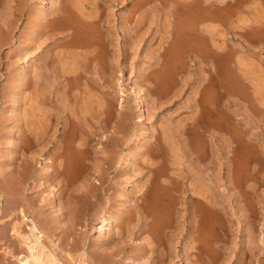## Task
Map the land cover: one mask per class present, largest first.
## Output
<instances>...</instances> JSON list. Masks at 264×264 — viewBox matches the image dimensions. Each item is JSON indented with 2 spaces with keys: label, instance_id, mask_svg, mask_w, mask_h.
Listing matches in <instances>:
<instances>
[{
  "label": "rangeland",
  "instance_id": "rangeland-1",
  "mask_svg": "<svg viewBox=\"0 0 264 264\" xmlns=\"http://www.w3.org/2000/svg\"><path fill=\"white\" fill-rule=\"evenodd\" d=\"M46 1L48 3H46ZM51 1L52 0H0V28L3 25L2 27L5 29L7 23L12 24V36L10 38L12 40L9 39L8 41H4L0 45L1 172H4L6 169V160L4 159V154L7 153L8 149L10 148L4 139L6 137L8 139L11 138L8 137V135L10 131L14 129L13 123L9 120L7 121V116L4 115L6 111L11 112L13 107V99L11 97L12 91L14 90L12 86V76H15L16 73L18 75L24 65L23 61L26 62V60L29 59L27 65V72H29V86H27L26 89L28 92L31 90V93L33 94L34 88H31L33 87V76L32 74L30 75V71L34 69V66L31 62H37V59L41 54H35V52H33L35 51V35L32 34H35V32L33 31L32 23L37 20L36 14H39L41 12L40 10H42L41 13H43L45 7L49 6L50 8L52 5L55 6L58 2L57 0H53L54 2ZM69 1H71L73 4ZM74 2L76 3V0H68V3L72 4L73 6L76 5ZM100 2V6L97 8L100 14L98 12L96 13L100 17H97L98 22H100L97 28L100 26L99 29L101 30L99 31L98 29L97 31L96 27L92 28V26H90L92 29H90L89 26L88 29L91 32H93L92 30H94V32L97 31V35L101 36L100 39L103 37L101 39L103 45L99 44V42L95 45H97V48H100V51L98 52H101L104 55L101 53V55L95 54L97 58L99 57L98 60L100 63L95 62L89 71H80V73L81 79L85 80L88 78V81H90L89 83L91 84L92 82L94 84L91 85L92 88L89 86V91L91 93L94 91L96 98L94 95L93 96L95 100L97 101L98 99L100 103H104V109L102 108V112L103 110H105V112L107 111L106 113L103 112L102 117H104V121L111 120L109 121L107 127H103L104 122L101 123V121H99L100 118H102L100 113L95 112L92 117L87 119L86 125L90 124V129L93 131L97 130L96 139L103 140L106 135H113V139L114 141H117V144L113 143L108 145L107 142H98V140H96L93 141V146L91 145L92 142H90L89 147H91V149H97L100 151L105 150L106 148H112L111 153L113 154L114 162L111 164L109 171H111L110 176L114 174L115 180L117 181H120L124 178H130L132 180L141 179V177H138L136 173V176L131 173L132 168L139 169V167H142V165L144 167L148 166V163L145 161L146 153H143V150L140 151L141 142L143 141L141 139L145 136H149L152 148L155 149V151H160L162 153L161 156H153V158L150 160L154 161L157 158L158 162H155L159 163L158 165H160L159 167L161 170H163V172H165L164 170L166 165L169 166V168L175 167V171L177 173L186 172L185 174L180 173L182 175V177L180 176L179 178L180 181L182 179L183 181L185 180V176L188 173L187 166L189 163L193 165L197 163L195 165V172H197V168L201 167L199 166L201 163L198 159H196L197 156L199 157L204 151H206L208 155H214L213 157L209 156L211 157L209 158L210 162H212L209 163V170H211L210 173L212 175L210 173L209 175L210 177L212 176L211 179H214L211 180V182L214 183L212 184L214 185L213 187L215 189H219V192L217 190L218 195L222 197L224 203L227 201V204L223 205L228 206L227 208L229 211L226 206L224 207V211L223 209L222 211L219 209V213L223 214L221 217L219 216V213L216 214L215 211L213 212V210H209L210 207L208 206L210 205H206L207 199L203 197L195 198L193 200V206H196L194 207V210H196V212L199 211L198 213H200V215H207V224L204 226L208 225L209 227H206L209 229L202 230L206 232V236H203L204 233L200 235L198 232L195 233L197 237L195 244L196 246L197 244L199 245L197 248H195L197 251L195 249L191 250L193 255L191 254L192 261L189 263L181 255V243L183 241L181 232L179 230L180 225L173 221V225H177V227H175L177 228L175 231L178 233L175 235L167 234L164 236L166 239V255L164 259L168 264H200V259L197 256L200 255L199 253H203V251H205L200 255V257L203 256V260H206L208 264H264V0H112V3L108 2V0H100ZM109 3L112 4L111 15L109 14ZM72 5L70 7L73 9L76 8ZM156 9L158 10L156 11ZM38 11L40 12L37 13ZM156 12L160 13V15L158 16ZM175 13L178 15H175ZM126 15H128V17ZM109 19H112L111 25L108 24ZM107 26H111L112 31L109 40H107V33H109V28H107ZM48 29H50L51 32ZM171 29L174 32H171ZM47 30L49 31V34L46 33V36L44 34L42 37V41L44 40V42H42V46L44 48L50 47L53 43V38L59 33L62 31H69L67 29L52 30L50 26L47 28ZM169 30L171 34H174L171 35ZM47 38L50 39L48 40ZM99 48L97 50H99ZM59 49L60 48L56 50ZM54 50L55 48H53L52 51L55 52L56 50ZM57 52L58 51L55 53ZM160 53L164 54L163 58L159 57L160 61L164 59L162 62L163 66L161 65L162 67L159 63H156L155 65V58L151 57L154 56V54ZM56 55L58 56V54H46L49 63ZM102 63H106V68H104L105 66H103ZM159 67L161 68L159 69ZM48 68H50V66H48ZM142 69H144V71ZM49 70L50 69H47V73L49 75V79L52 81L53 73L49 74ZM141 73H147L148 75L145 74L144 76H149V78L146 77L147 79H144L143 76L140 77ZM66 76L68 77V80L71 81L65 79L64 82L66 81L68 88L70 87L73 89V91L71 89L72 92H74V90L78 92L80 88L83 87V83L81 79L77 77L76 73H66ZM78 78L79 80H77ZM51 81L49 82L50 85L47 84L48 89L45 88L47 91L51 90L52 88V93L50 95L51 99L47 98L48 101H44V105L47 103V109L45 107L46 112L49 111V109H52L54 102V87L51 84ZM206 84L208 87L205 86ZM15 85L18 84L16 83ZM134 85L137 86L139 92H141L139 93V96L141 99H143L142 107L146 112V123L136 122L138 119V110H136L138 107V96L131 90V87ZM46 94L48 97V92H46ZM21 98L23 101L25 100L23 97H20L21 102H23ZM122 98L124 99L123 102H121ZM190 98L196 101L193 107L189 106L191 100ZM221 110L224 111L226 119V125H224L223 130H220L219 128V116L221 118L222 114ZM174 111L175 113H173ZM50 115L48 119L40 126L41 129L38 130L39 134H42L41 136H50L51 132L53 131L50 129L53 128V122H55L56 116L54 115L53 117V115ZM181 119L182 123L180 122ZM176 121L177 124L175 123ZM46 122H48V125H45ZM173 122L175 126H172L174 125ZM28 125L24 128L26 131H23V136L26 139H24V142L21 145L22 148H20L22 150L24 148V155L29 154V156L31 155L33 157H38L39 160L42 156L40 151L42 149L47 151L45 154H43V157H45L48 153V149H50V146L47 143L42 145L41 143H35L34 141L32 142L31 140L34 138L36 132L31 130L33 129L32 124L29 126ZM147 125L150 127L148 128ZM26 127H30L29 130L26 129ZM87 127L88 126H84L86 131H88ZM42 128H45L47 131ZM168 128L171 129V132ZM184 128H187V131ZM41 130L43 131L41 132ZM33 131L34 134L32 133ZM79 133L82 136L84 135L83 132ZM222 135L225 137L224 139L226 144H223L220 140ZM26 136H28V138ZM99 136L101 137L100 139ZM26 140L30 142L28 143ZM160 140L162 142H160ZM26 142L30 145H27ZM23 144L27 146L25 147ZM171 144H176L177 146L175 145V147H173ZM162 147L164 148L163 150ZM176 149H179V153L177 151V153H172V151H175ZM191 152L193 153L189 155ZM174 154H177V156H174ZM147 155L149 154L147 153ZM179 156L181 157L179 158ZM23 158L26 164L29 163L26 159V156ZM223 158L226 159L224 160ZM138 161L139 164L137 166ZM179 161H181V163ZM185 161H188V163ZM177 162L180 163L178 164L179 166L177 165ZM182 162L184 164L187 163V165H183ZM88 163L89 165L91 164L90 162ZM212 164L214 166L213 170ZM215 164L218 167H216ZM161 175H165L166 179H170L167 174ZM230 175L232 176V180H230V182L234 181L237 184L236 188H234L235 190L233 189L232 191L229 189V179H231L229 178ZM103 176H108L106 177L107 180L104 179L108 181L110 177L109 174L105 172ZM25 183L20 184L22 190H25L29 187L28 184ZM200 185L201 184L198 186ZM201 187L203 186L201 185ZM198 188L201 189L200 187ZM237 188L240 189L238 190ZM33 190L36 195H41V198L45 199L46 204H44L42 208L39 206L41 204L40 201L38 202L39 204L31 206L29 204L30 196L27 193L25 195L19 196V203H24L23 206L28 217L37 219L41 217V211L43 209H47V214L50 216V218L56 220L61 225L63 224L62 229H58L54 237L44 238V242L48 244L57 255L60 256L61 253L59 250L54 249L55 243L58 245H63V253L66 254L69 259L72 258L70 260L75 262L78 254L84 251V248H87V246L93 241L97 242L100 240L99 235L101 232L99 227L103 223L102 220L105 219L108 221L110 219V212L107 211L106 208L108 206V201L103 196H100L102 210L98 211L96 214V219H93L88 227H85L82 223L79 225L82 227L79 229V232H81L80 240L84 242V239L86 238H84V234L86 229H89H87V231H89L86 240L88 241L87 244L82 246V241L79 240L80 245L77 248H71L68 244H65L68 242H64V240L60 238V235L63 233V231L68 229L67 227L69 226V217L67 210L65 209V203L63 204L62 199L58 197V192H60L59 186L55 185V188H53V186L44 187L43 184L40 183L35 185ZM28 192H30V190ZM31 192L33 194V191ZM159 192L160 191L158 190L157 194L165 193L164 190L160 193ZM224 193L225 196L223 195ZM156 196L153 199L151 198V203L158 201ZM238 196L241 199L240 201L243 203L240 201L237 202L236 198L238 199ZM242 198L244 199L242 200ZM155 199L157 201H154ZM2 200L3 197L0 198V233H2L0 234L1 264L5 260L4 255L6 254V251H14L13 249L15 248V245L11 242V239L15 237V235L12 236L10 233V230L12 231V225H14V223L20 222L23 225L21 215L15 216L17 218H11V223L9 225L6 224L9 228V234H7V237H4V220L6 219L7 215L3 213L5 210V202ZM169 200L170 199H168V197L165 195L162 198L163 202L161 201V208L164 210L165 216L167 215L166 217H170V213L172 211L168 204ZM200 201L204 202L201 203ZM121 203L122 202L117 201V207L121 205ZM163 203H165V206ZM132 204L133 205L131 206H133V208L131 207L130 210L135 212V204ZM175 205H179L180 207L183 205V203L178 199L175 201ZM198 205H201L202 207H199ZM203 207L206 208L203 209ZM241 207H243V209ZM84 209L86 210V208H83V210ZM168 210L171 211L169 212ZM203 210L206 212V214ZM63 211V217H61L60 214ZM213 213L215 214L214 217L212 215ZM2 215H5V217ZM208 215H211L212 218ZM167 219L168 218H166V222L168 224L169 220L167 221ZM136 221L137 220L135 219L132 222H129L128 228H126L129 236L135 234L136 232ZM248 221L251 222L250 226ZM131 227H133V229ZM164 229L167 231L170 230L171 227L169 229L168 227ZM82 232H84V234ZM145 234L148 235L147 232L139 234L138 239L142 240V238L146 236ZM199 236H203L201 238L202 240H205L206 238L211 239V241H209L207 244V250H204L205 248H203V244L206 243H204L202 240V242H200ZM6 238L10 240H6ZM130 240L132 243L130 241L127 243L128 251L126 254V259H129L131 263L132 260L139 257V254H136V252L131 250L132 247L136 245L134 242L135 239ZM172 253L175 255L172 256ZM7 255L6 256L9 257V260L13 261L14 264L16 262L18 263V260L15 261L16 258L12 255V253ZM194 255H196V257H194ZM70 260H68V263H73ZM145 262L147 263V261Z\"/></svg>",
  "mask_w": 264,
  "mask_h": 264
},
{
  "label": "bare ground",
  "instance_id": "bare-ground-1",
  "mask_svg": "<svg viewBox=\"0 0 264 264\" xmlns=\"http://www.w3.org/2000/svg\"><path fill=\"white\" fill-rule=\"evenodd\" d=\"M54 1H56V0H54ZM57 1L58 2L55 6L50 5L51 6L50 8H49V6L45 7V9L43 10V13H41L42 10H40L41 12L38 11L37 13H39V12L40 13L36 14L37 20H35V22L32 21V22H34V23H32V25H33L32 28H33V31L35 32V34H32V35H35L34 36L35 37V44H34L35 47L32 46L35 48V51H33V52H35V54H41L38 57L37 62H34V61L31 62L32 65L34 66V69H32L30 71V75L32 74V76H33L32 77V79H33L32 80L33 81L32 86L33 87H31V88H34L33 94L31 93L32 92L31 90H29V92H28L26 89L27 86H29L28 85L29 84V82H28L29 81L28 80L29 79V76H28L29 72H27L28 71L27 65L29 62L28 61L29 59H28V60H26V62L23 61L24 65H23L22 69L20 70V73L18 75L16 73L15 74L16 77L12 76V78H13V85L12 86H13L14 90L12 91V94H11V97L13 99V102L12 101L11 102L13 103V105H12L13 107L11 109L12 110L11 112L6 111L4 114L7 116V121L8 120L11 121L13 123V127H14V129L11 128L12 131H10V133L8 135V137H11V138L8 139L6 137L4 139V140H6V143L8 144V147H10V148L8 149L7 153L4 154V159L6 160V166H5L6 169L5 170L3 169L4 172L0 171V198L3 197L2 201L5 202V210L3 209L4 210L3 213L5 215H7L6 219L4 220V222H5V226L3 229L4 230L3 231L4 237H7V234H9V228L7 227V225H9L11 223V220H12L11 218H13L17 215L18 216L21 215L23 225L21 224V222L20 223H14V225L11 224L12 225V231L10 230V233L12 236L15 235V237L13 238L14 240L11 239V242L15 245V248L13 249L14 251H6V254L4 255L5 260L2 262V264H14V262L9 260V257H7V256H9V255H7L9 253H12V255L16 258L15 261L18 260V263L16 262L15 264H69L68 260L72 259V258L69 259L67 257V255L63 253V250H64L63 245H58L55 243L54 249L59 250V252L61 253V255L59 256L49 247L48 244H46L44 242V238L54 237L56 231L58 229H62L63 224L61 225L56 220H53L52 218H50V216L47 214L48 213L47 209H43L40 213L41 217H39L37 219H35L33 217L32 218L28 217V215L26 214V211L24 209V206H23L24 203H19V196L25 195L27 193L30 196L29 204L31 206H34L35 204H39L38 202L40 201L41 204L39 206L42 208L44 206V204H46V201H45V199L41 198V195H36V193H34V190H33L34 186L37 184H40V183H42L44 187H52L53 186V188H55V185H58L60 188V192H58L59 193L58 197L60 199H62L63 204L65 203V209L67 210V214L69 217V220H68L69 226L67 225L68 229H65L63 231V233L60 235V238H62L64 240V242H68L65 244H68L71 248L72 247L77 248L80 245L79 240L81 237V232H79V229H81L82 227L79 225H81V223H82L85 227H88L90 225V223L92 222V220L96 219V214L98 213V211L102 210V206L100 204V196H103L108 201L107 202L108 206L106 208H107V211L110 212L109 213L110 219L108 221H106L105 219L102 220L103 223L99 227V230L101 232L99 235L100 240L97 242H94L92 240L93 242L91 241L92 243L89 244L87 246V248H84V251H82L81 253L78 254L77 259H75L76 260L75 262H73V260H70L73 262V263L70 262V264H125V263L126 264L127 263H129V264H168V263H166L167 261L164 259L165 255H166V251H165V246H166L165 240L166 239L164 238V236L167 234L175 235L178 233L175 231V229H177V228H175V227H177V225L174 226L173 221H175L176 223H178L180 225L179 230L181 232L182 241H183L181 243V246H182V251H181L182 254L181 255L190 263L192 261L191 250L197 248V246L199 245V244H197V246H196V244H195V242L197 240L195 233L198 232L199 235L204 233L203 234V236H204L206 232H204L202 230H208L209 229V228L207 229V227H209L208 225H206L207 227L204 226L205 224H207L206 223L208 220L206 217L207 215L206 216L200 215V213H198L199 211L196 212V210H194V207H196V206L195 205L193 206V202H194L193 200L197 197H200V198L203 197V198L207 199V202L204 200L206 202V205L209 204L210 205V206H208V207H210L209 210H213V212L215 211L216 214L220 212L219 209H221V211L223 209V211H224V207L226 205L224 206L223 204H227L226 203L227 201L224 203V201L222 200V197L220 195H218L219 189H215L213 187L214 185H212V184H214V183L211 182V180H214V179H211L212 176L210 177V175H209V173L211 171V170H209L210 169L209 163H212V162H210L209 158L213 157L214 155L213 156H212V154L208 155V153L206 151H204L203 153H201V155L199 157L197 156L198 158L196 157V159H198L199 162L201 163V165H199L201 167L197 168V172H195L196 171L195 165L197 163L195 165L189 163L187 166L188 167V171H187L188 173L185 176V180L183 181V179H182L180 181L179 178H180V176L182 177V175L180 173H182V172L177 173L175 171V167L169 168V166L166 165L165 170H164L165 172H163V170H161V168L159 167L160 165H158L159 163H157L158 162L157 158L154 161L150 160L151 158H153V156H161L162 153L160 151H158V152L155 151V149L152 148V144L150 142L151 140L149 139V136H145L141 139L143 141L142 142L140 141L141 142V147H140L141 150L140 151L143 150V153H146L147 158L145 157V161L148 163V166L144 167L142 165V167H139V169L132 168V173H131L134 175L136 173V175L138 177L140 176L141 179H138V180L133 179L132 180L130 178H127V179L124 178L120 181L119 180L117 181V180H115L114 174L112 176H110V174H111L110 173L111 171H109L110 166L114 162L113 154L111 153L112 148L111 149L106 148L105 150H102V151L97 150V149H91V147H89V143L92 142L91 145L93 146V141L98 140V139H96V137H97L96 131L97 130L93 131L92 129H90L91 126L88 123H87L88 125H86L87 119L89 117H92L95 112L100 113V115L102 117L103 112L106 113L107 111L105 112V110H103V112H102V108L104 109V103L103 104H102V102L100 103L98 101V99H97V101H98L97 102L95 100L96 96H95L94 91H93V93H91L89 91L90 90L89 88L91 87V85L93 83L91 82V84H90L89 83L90 81H88L89 80L88 78L85 79L86 81L81 79V73H80V71L81 72L82 71H89V69L91 68V66L95 62L96 63L99 62V60H98L99 57L97 58V56L95 54H100L101 52L100 53L98 52V51H100V48L98 47L99 50H97L98 48H97V45H95V44H97L98 42H99V44H102L101 39L103 37L100 39L101 36L97 35V33H96L100 27L99 26L97 28V26L99 25L100 22H98L97 17H99V15L96 12L99 13L97 8L100 6L101 2H100V0H76V3L74 2V4H76V5L73 6L72 5L73 3L71 1H69V2H71L72 4L68 3V0H57ZM108 2L112 3V0H108ZM46 3H48V2L46 1ZM110 3L108 6H109V14L111 15L112 14V9H111L112 4H110ZM53 4H55V3H53ZM71 5L73 7H76V8L73 9L72 7H70ZM88 8H89V10H88ZM157 10L158 9H156V11ZM173 13H174V11H173ZM176 13H178V12H176ZM176 13H175V15H178ZM157 14H158V16L160 15V13H157ZM126 16L128 17V15H126ZM124 18H126V17H124ZM100 21H101V19H100ZM171 21H172V19H171ZM108 24L109 25L112 24V19H109ZM11 25H12L11 23L6 24L7 30L5 27H4L5 29H3V27H2L3 25L1 26V28H0V45L2 44V42L8 41L11 38V36H12V26ZM49 26L52 28V30L53 29H67L69 31L68 32L62 31L58 35L56 34L57 36L53 38L54 39L53 43L50 42V43H52V45L50 47L44 48L42 46V42H44V40L42 41V37L44 34L46 36V33H48L50 31V29H48L49 31L47 30V28H49ZM88 26H89V28H90V26H92V28L96 27L97 31L94 32V30H92L95 34L91 31H89ZM86 27H87V29H86ZM92 28H90V29H92ZM107 28H109L108 29L109 33H107V40H109L111 37L110 35L112 34L111 26L110 27L107 26ZM172 29H174V28H172ZM172 29H171V32H174V31H172ZM100 30L101 29H99V31ZM103 32H102V34H103ZM169 32H170V30H169ZM171 32H170V34H171ZM173 34H171V35H173ZM52 36H54V35H52ZM47 39L49 40L50 38H47ZM10 40H12V39H10ZM14 40H15V38H14ZM29 45H30V43H29ZM106 46H108V45H106ZM56 47H58L60 49L56 50V49H58ZM53 48H55V50L58 52L55 53L56 52L55 50H54L55 52H53L52 51ZM46 54H48V55L58 54V56L57 55H56L57 57L54 56L52 61L49 63V60H47ZM79 54H82V55H79ZM101 54H103V53H101ZM163 56H164V54L160 53V54H154V56H151V57L155 58V60H154V61H156L155 65H156V63H159L161 66L164 59L160 61L159 57L163 58ZM48 59H50V58H48ZM48 66H50V68H48ZM103 66H105L104 68H106V63H104ZM161 67H159V69ZM47 69H50L49 70L50 72L48 71L49 74L53 73L52 81L49 79ZM142 70L144 71V69H142ZM142 70H140V71H142ZM160 71L163 72L162 70H160ZM70 72L76 73L77 77H79L83 83V84L81 83L83 85V87L80 88V90L78 92L75 90H74V92H72L73 89L70 87L68 88V86L66 85V81L64 82L65 79L68 80L66 73H70ZM45 73H47V74H45ZM145 74H147V73H145ZM145 74L141 73L140 77L143 76V78L145 79L147 77V76L146 77L144 76ZM149 75H151V74H149ZM79 78L77 80H79ZM147 78H149V76ZM50 81L52 82L51 84L54 87L53 88V90H54V93H53L54 102H53L52 109L48 108L49 111L46 112L45 107H46L47 103L44 105V101L45 102L48 101L47 98L51 99L50 95L52 93L51 92L52 88H51V90L47 91V89H48L47 84H49ZM68 81H71V80H68ZM77 82H79V81H77ZM16 83L18 85H15ZM69 83H68V85H69ZM30 84H31V82H30ZM205 86H207V84ZM45 88H47V89H45ZM75 88H77V87H75ZM94 88H95V86H94ZM139 88H141V87H139ZM197 88H198V86H197ZM71 89H72V91H71ZM131 90H132V92H134L138 96V99H137L138 100V107L136 109V110H138L137 111L138 112V119L136 122L146 123L147 116H146L145 109L142 107L143 106V101H142L143 99H141L139 96L140 95L139 93H141V92H139L138 87L135 85L131 87ZM46 92H48V97H47ZM122 93H123V91H122ZM93 95L95 96V98ZM11 97H9V98H11ZM20 97H23V99H25L24 100L25 102L22 100V98H21V100L23 102H21ZM123 101H124V99L122 98L121 102H123ZM195 102L196 101L194 99H191L189 106L193 107L195 105ZM121 106H122V104H121ZM121 108H123V107H121ZM46 109H47V107H46ZM111 113H113V112H111ZM118 113H120V112H118ZM173 113H175V111ZM221 113H222L221 118L219 116V119H220V123H219L220 127L219 128H220V130H223L224 125H226V121H225L226 119H225V114H224L223 110H221ZM50 114L53 115V117H54V115L56 116L55 117L56 120H55V122H53V128L54 129L51 127L52 129H50V130H53V131L51 132L50 136H44V135L41 136L42 134L40 135L38 130L41 129L40 126L42 125L43 122H45L48 119ZM109 117H111V116H109ZM173 118H174V115H173ZM110 120L104 121V117H102V118H100L99 121H101V123L104 122L103 127H107ZM181 121H182V119L180 120V122ZM48 122H46V124L45 123L44 124L48 125L47 124ZM50 123H51V121H50ZM175 123L177 124V121ZM187 123H189V122H187ZM28 124L29 125L32 124L33 129H31V130H34L36 132L34 138L31 135V137L33 138L31 141L32 142L34 141L35 143H41L42 145H45L47 143L50 146V149H48V153L46 154L45 157H43V154H45L47 151H44L43 149L40 151L42 156L41 157L39 156L40 157L39 160H38V157H33L31 155L29 156V154L24 155V153H23L24 148H23V150L21 149L22 148L21 145L24 142V139H26L23 136V131H26L24 128ZM173 124H174V122H173ZM178 124H179V121H178ZM84 126L85 127L88 126L87 127L88 131L85 130ZM172 126H175V124ZM47 127H50V126H47ZM147 127L149 128L150 126L147 125ZM181 127H183V126H181ZM29 128L30 127H28V128L26 127V129H28V130H29ZM42 129H45V128H42ZM168 129H170V128H168ZM185 130L187 131V128ZM34 131L32 132L33 134H34ZM42 131L43 130H41V132ZM169 131L171 132V129ZM79 132H81V133L83 132L84 135L82 136ZM45 133H47V132H45ZM152 133L155 134L154 132H152ZM222 134H223V132H222ZM223 136L224 135L221 136L220 140L224 144L225 143V139H224L225 137H223ZM26 137L28 138V136H26ZM29 138H30V136H29ZM100 138L101 137L99 136V139ZM113 138H114L113 135L112 136L106 135V137L103 140H98V142L99 141L107 142L108 145L113 144V143L117 144V141H114ZM191 138H192V136H191ZM186 139H187V137H186ZM164 140H166V139H164ZM188 140H189V138H188ZM220 140H218V141H220ZM160 142H162V141L160 140ZM227 142H228V140H227ZM229 142H230V139H229ZM28 143H27V145H30ZM163 143H164V141H163ZM119 144H120V142H119ZM171 145H173V144H171ZM175 145H173V147H175ZM23 146H25V145L23 144ZM222 147H223V145H222ZM163 149L164 148L162 147V150ZM156 150H158V149H156ZM178 150L176 149L175 151H172V153H174V152L179 153ZM43 151H44V153H43ZM147 153L149 155H147ZM192 153L193 152L189 153V155ZM219 153H221V152H219ZM221 154H223V153H221ZM175 155L177 156V154H174V156ZM24 156H26V159L29 163L26 164L24 162V158H23ZM209 156H211V157H209ZM180 157L181 156H179V158ZM179 158H178V160H179ZM174 159H176V158H174ZM196 159H194V160H196ZM181 160H183V159H181ZM140 161H142V160H140ZM155 161H157V162H155ZM169 161H171V160H169ZM88 162H90L91 164L89 165ZM143 162H144V160H143ZM143 162H141V163H143ZM179 162L181 163V161H179ZM185 162L188 163V161H185ZM180 163L177 162V165ZM187 163H185V164L187 165ZM138 164H139V161L137 163V166H138ZM185 164L183 163V165H185ZM140 166H141V164H140ZM212 166H213V164H212ZM180 167H183V166H180ZM216 167H218V166L216 165ZM213 168H214V166L212 167V170H213ZM111 169H113V168H111ZM230 170H229V172H230ZM129 171H130V169H129ZM199 171H201V172H199ZM105 172L107 174H109V176H110L108 181H106L107 180L106 177H108V176H106V177L103 176L105 174ZM126 172H127V170H126ZM183 173L185 174L186 172H183ZM161 174H167L170 179H166L165 175L163 176ZM218 174H215V175H218ZM124 176H125V174H124ZM161 176H162V179H161ZM231 177L232 176L230 175L229 178H231ZM104 179H106V180H104ZM230 180H232V178L229 179V189L232 191L234 188H236L237 184L234 181L230 182ZM25 182H27V183H25ZM23 183L28 184V186H29L25 190H22L20 187V184H23ZM199 184H201L203 187H201V185L198 186ZM220 184H221V182H220ZM221 186H223V185H221ZM198 187H200L201 189H199ZM216 188H217V186H216ZM219 188H220V186H219ZM28 189L30 190V192H28L29 191ZM158 190L160 192L164 190L165 193L157 194ZM217 190H218V192H217ZM31 191H33V194ZM224 191H225V189H224ZM177 192H179V193H177ZM165 195L168 197V199H170L169 203H168L171 210H172V211L170 210L171 211L170 217L169 216L166 217L167 215L165 216V212L161 208L162 207L161 201ZM223 195L225 196V193ZM155 196L157 197L158 201L155 199L154 201H157V202L151 203V198L153 199V198H155ZM178 199L180 202L183 203V205H181L180 207H179V205H177L178 207L175 205V201H177ZM199 199H198V201H199ZM243 199L244 198H242V200ZM164 200H167V199H164ZM201 200H203V199H201ZM228 200H229V198H228ZM236 200H237V202H239L241 199L239 197L238 199L236 198ZM117 201L122 202L121 205L118 204L119 205L118 207L116 205ZM204 201H200V202L202 203ZM130 202L135 204V206H134L135 212H132L130 210L131 207L133 208V206H131L133 204ZM240 202H242V201H240ZM164 204L165 203H163V205ZM238 204H237V206H238ZM227 207L228 206H226V208ZM83 208H86V210L85 209L83 210ZM165 208H167V207H165ZM204 208H206V207H203V209ZM226 208H225V211H226ZM241 208L243 209V207H241ZM200 209H202V208H200ZM200 209H198V210H200ZM206 211H207V209H206ZM228 211H229V209H228ZM63 213H64V211L61 212V214H60L61 217H63ZM205 214H206V212H205ZM207 214H208V212H207ZM219 214H220L219 216L222 217L223 214H221V213H219ZM5 215H2V216L5 217ZM173 215L176 217H174ZM212 215L214 217L215 214L213 213ZM208 216H210L212 218L211 215H208ZM15 218H17V217H15ZM166 218H168L167 221L169 220L168 224L166 222ZM135 219L137 220L136 221L137 222L136 223L137 224L136 232H135V234H132L129 236L128 231H126L127 230L126 228H128L129 222H132ZM14 222H17V221H14ZM222 222H223V220H222ZM248 223L250 226L251 222L248 221ZM253 225H254V223H253ZM26 227H27V230H26ZM167 227H168V229L171 227V229L165 231L164 228H167ZM253 227H252V229H253ZM131 228L133 229V227H131ZM87 229H86L85 234H84V232H82L84 234V238L86 237L84 239L85 242L80 240V241H82V244H81L82 246H85L88 242V241H86L88 234H89V231H87ZM200 231H201V233H200ZM143 232H147L148 235L145 234L146 236H144V238H142V240L138 239L139 234H141ZM0 234H2V233H0ZM223 234H226V233H223ZM202 237H200V242L203 241L204 243H206V244H203V248H205L204 250H207V244L209 243V241H211V239L206 238L205 239L206 241H205V240L201 239ZM130 239H135L134 242L136 244L135 246L132 247L131 250L133 252H136V254L137 253L139 254V257L132 260L131 263H130L129 259H126V254L128 251V244L127 243H128V241H130L132 243V241ZM6 240H10V239L6 238ZM167 241H169V240H167ZM198 241H199V238H198ZM167 244H168V242H167ZM210 244H211V242H210ZM195 250L197 251V249H195ZM204 252L205 251H203V253ZM206 252H208V251H206ZM203 253H199V254L201 255ZM175 254H176V252H175ZM175 254H173L172 256H174ZM200 255L197 256L200 259V261H199L200 264H208L206 260L205 261L203 260V256L200 257ZM194 257H196V255H194ZM10 258H12V257H10ZM170 260H172V259H170ZM145 261H147V263ZM195 261H196V259H195ZM0 264H1V262H0Z\"/></svg>",
  "mask_w": 264,
  "mask_h": 264
}]
</instances>
